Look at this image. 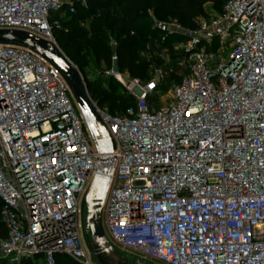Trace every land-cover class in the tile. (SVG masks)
Masks as SVG:
<instances>
[{
    "label": "built area",
    "instance_id": "1",
    "mask_svg": "<svg viewBox=\"0 0 264 264\" xmlns=\"http://www.w3.org/2000/svg\"><path fill=\"white\" fill-rule=\"evenodd\" d=\"M78 6L88 0H0V29L57 43L54 28ZM156 27L181 51L184 73L169 101L155 104L175 69L157 65L146 81L103 71L135 97L125 113L93 101L115 143L104 231L120 251L158 264H264V0H227L193 28ZM98 157L60 71L27 48L0 44L4 256L98 264L84 204Z\"/></svg>",
    "mask_w": 264,
    "mask_h": 264
},
{
    "label": "trees",
    "instance_id": "2",
    "mask_svg": "<svg viewBox=\"0 0 264 264\" xmlns=\"http://www.w3.org/2000/svg\"><path fill=\"white\" fill-rule=\"evenodd\" d=\"M207 2L219 4L217 16L227 0H88L87 8L78 6L76 12H66L63 16L66 19L61 18V25L53 33L62 50L82 72L91 66L101 71L115 67L146 81L151 78L152 67L161 63L154 52L174 50L170 41L159 40L156 23L176 21L193 28L200 18L209 17L205 9ZM170 79L173 86L181 77L172 75ZM88 89L92 100L101 107L108 106L111 114H123L135 105V97L112 76L108 77L106 86L94 81L88 84ZM1 208L0 201V238H4ZM57 260L58 264H78L67 256L60 255ZM8 263L0 258V264ZM20 264L36 263L24 258Z\"/></svg>",
    "mask_w": 264,
    "mask_h": 264
},
{
    "label": "water",
    "instance_id": "3",
    "mask_svg": "<svg viewBox=\"0 0 264 264\" xmlns=\"http://www.w3.org/2000/svg\"><path fill=\"white\" fill-rule=\"evenodd\" d=\"M0 44L27 48L56 67L67 82L93 138L98 157V171L84 196L86 228L91 236L86 244L98 264H149L137 262L117 249L107 237L102 224V207L114 170L115 143L90 96L88 85L74 62L59 44L19 29H0Z\"/></svg>",
    "mask_w": 264,
    "mask_h": 264
},
{
    "label": "rangeland",
    "instance_id": "4",
    "mask_svg": "<svg viewBox=\"0 0 264 264\" xmlns=\"http://www.w3.org/2000/svg\"><path fill=\"white\" fill-rule=\"evenodd\" d=\"M219 8V4L216 3V2H207L205 4V9L206 11L208 12V15L209 17H212V16H215L217 14V9ZM64 18V17H63ZM66 19V17L64 18ZM168 22H175V21H168ZM173 46H177V39L174 37L170 40V42ZM213 51H215L213 49ZM228 52H224L222 54L223 57H227L228 55ZM155 56H156V59L158 60L157 62L160 63V67H168L170 66L171 64L173 65H176V58L179 57V55H181V51L180 50H177V49H174L173 52H171V54L169 55V53H164V51H158V52H154ZM169 58H172L174 59L173 61L174 62H171L169 63ZM217 59V57H216ZM102 69H97V68H93L92 66L89 67V68H84L83 72L81 71L84 79H85V82L87 83V85L90 83V82H99V83H103V86L107 84V80H108V77L107 75H105L103 73V71H101ZM183 74V69L182 68H178L175 70V76L176 77H179ZM173 84V83H172ZM172 84H171V79L170 77L162 83V87H161V90L163 89V87H165L163 90H162V99L158 98L157 100H155V104L160 106L161 104L163 103H166L169 101V98H170V94H169V90L172 88ZM105 109L109 110V107L108 106H105L104 107ZM124 254H129V255H132L136 258H142V255L138 252H133V251H128V250H122ZM121 251V252H122ZM0 258L1 259H7L9 261L8 264H20L21 261H16L13 257L9 256V257H6L4 256L1 252H0ZM35 261L36 264H45L44 262V259L42 256H39V257H34V258H31ZM142 259H145V258H142ZM147 260V262L149 264H158L156 263L155 261L153 260H150V259H145Z\"/></svg>",
    "mask_w": 264,
    "mask_h": 264
},
{
    "label": "crops",
    "instance_id": "5",
    "mask_svg": "<svg viewBox=\"0 0 264 264\" xmlns=\"http://www.w3.org/2000/svg\"><path fill=\"white\" fill-rule=\"evenodd\" d=\"M174 47V49H175V46H173ZM161 51H164V53H169V55L171 54V52H170V50L169 49H167V48H165V49H163V50H161ZM178 58H180V57H177L176 58V65H173V64H171L170 66H173L174 67V69L176 70V69H178V68H181V67H179V66H177V62H178ZM174 59H172V58H169V63H171V62H174L173 61ZM183 69V68H182ZM183 73H184V69H183Z\"/></svg>",
    "mask_w": 264,
    "mask_h": 264
}]
</instances>
